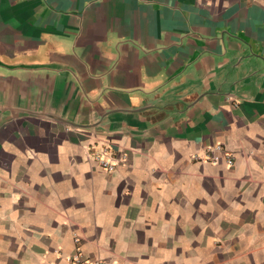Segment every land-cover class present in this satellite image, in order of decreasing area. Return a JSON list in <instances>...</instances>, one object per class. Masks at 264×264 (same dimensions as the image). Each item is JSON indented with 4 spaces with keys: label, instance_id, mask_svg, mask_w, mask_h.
<instances>
[{
    "label": "crops",
    "instance_id": "1",
    "mask_svg": "<svg viewBox=\"0 0 264 264\" xmlns=\"http://www.w3.org/2000/svg\"><path fill=\"white\" fill-rule=\"evenodd\" d=\"M78 246L264 264V0H0V264Z\"/></svg>",
    "mask_w": 264,
    "mask_h": 264
},
{
    "label": "built area",
    "instance_id": "2",
    "mask_svg": "<svg viewBox=\"0 0 264 264\" xmlns=\"http://www.w3.org/2000/svg\"><path fill=\"white\" fill-rule=\"evenodd\" d=\"M88 158L94 159L100 167L104 170L111 172L115 169L118 162L120 161L119 157H114L109 154L108 147H101L96 149L95 146L92 147L88 152H86ZM195 160H205L212 163H217L222 158L226 165L231 166L233 164L232 155L225 152L220 144H215L213 146L206 147L203 154H194L192 156ZM74 242L76 245L80 242V237L78 235L74 236ZM65 264H121L117 261L109 262L102 258H91L84 256L79 246L76 247L75 252L71 255L65 257Z\"/></svg>",
    "mask_w": 264,
    "mask_h": 264
}]
</instances>
